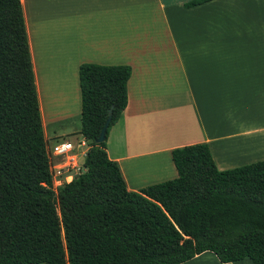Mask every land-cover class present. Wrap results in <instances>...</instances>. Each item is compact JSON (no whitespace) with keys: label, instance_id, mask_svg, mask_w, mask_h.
<instances>
[{"label":"trees","instance_id":"1","mask_svg":"<svg viewBox=\"0 0 264 264\" xmlns=\"http://www.w3.org/2000/svg\"><path fill=\"white\" fill-rule=\"evenodd\" d=\"M78 74L85 169L55 189L22 2L0 0V264H179L204 251L264 264V159L219 170L206 143L178 146L176 177L129 190L106 138L131 67L82 62Z\"/></svg>","mask_w":264,"mask_h":264},{"label":"crops","instance_id":"2","mask_svg":"<svg viewBox=\"0 0 264 264\" xmlns=\"http://www.w3.org/2000/svg\"><path fill=\"white\" fill-rule=\"evenodd\" d=\"M188 1L21 0L46 140L52 124V143L70 141L71 127L55 123L74 120L80 133L82 62L128 64V103L106 151L129 190L176 177L178 146L206 143L219 170L263 160L264 0ZM179 264L253 263L204 251Z\"/></svg>","mask_w":264,"mask_h":264},{"label":"built area","instance_id":"3","mask_svg":"<svg viewBox=\"0 0 264 264\" xmlns=\"http://www.w3.org/2000/svg\"><path fill=\"white\" fill-rule=\"evenodd\" d=\"M79 145L81 142L78 143ZM73 149V144L67 140H57L53 142L50 146V164L53 162L54 158L67 156L68 162L64 165L59 164L57 166L51 167L53 183L56 186H61L65 182L70 181L75 175L83 171L85 168L78 163L75 156L69 155V152ZM49 153V152H48Z\"/></svg>","mask_w":264,"mask_h":264},{"label":"rangeland","instance_id":"4","mask_svg":"<svg viewBox=\"0 0 264 264\" xmlns=\"http://www.w3.org/2000/svg\"><path fill=\"white\" fill-rule=\"evenodd\" d=\"M261 20H260V27H259V30L261 31V33H262V37H263V32H264V7H262L261 8ZM263 20V21H262ZM258 28V27H257ZM255 95H256V93H255ZM254 95V96H255ZM255 101H256V99H255ZM247 104V103H246ZM249 106V105H248ZM252 106V105H251ZM254 108H256V107H254ZM247 111H249V109H246ZM55 125V127H57V126H62V127H68V126H70L71 127V134H69V137H68V139L75 145V146H78V148H77V153H79V156H78V163L80 164V165H82L83 164V159H84V156H83V154H80V151H82V150H84L86 147H87V145L85 146V144L84 145H79L78 143L79 142H81V140H82V138H81V136H80V133H78V131L76 130V125H77V123H76V121H74V120H71V121H69V122H61V123H55L54 124ZM53 129H52V124L51 125H49L48 127H47V135H48V139L49 140H47V147H48V152H49V154H50V146H51V144H52V135H53ZM50 142V143H49ZM57 187H59V186H56V184L54 183V188L56 189Z\"/></svg>","mask_w":264,"mask_h":264},{"label":"water","instance_id":"5","mask_svg":"<svg viewBox=\"0 0 264 264\" xmlns=\"http://www.w3.org/2000/svg\"><path fill=\"white\" fill-rule=\"evenodd\" d=\"M111 116H112V107H110L108 109V116H107V119L105 120V122H104V124H103V126L101 128L99 137L96 140L97 142H101V141H103L105 139L107 127H108V124L110 122Z\"/></svg>","mask_w":264,"mask_h":264}]
</instances>
